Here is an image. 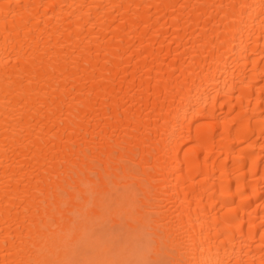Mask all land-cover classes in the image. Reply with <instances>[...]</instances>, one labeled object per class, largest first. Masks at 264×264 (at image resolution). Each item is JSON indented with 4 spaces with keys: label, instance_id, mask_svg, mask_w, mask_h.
Here are the masks:
<instances>
[{
    "label": "bare ground",
    "instance_id": "6f19581e",
    "mask_svg": "<svg viewBox=\"0 0 264 264\" xmlns=\"http://www.w3.org/2000/svg\"><path fill=\"white\" fill-rule=\"evenodd\" d=\"M0 264H264V0H0Z\"/></svg>",
    "mask_w": 264,
    "mask_h": 264
}]
</instances>
